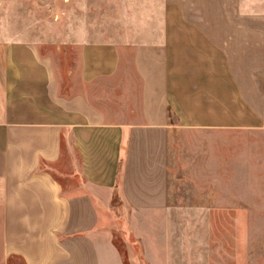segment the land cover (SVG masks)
I'll return each instance as SVG.
<instances>
[{
	"label": "crops",
	"instance_id": "1",
	"mask_svg": "<svg viewBox=\"0 0 264 264\" xmlns=\"http://www.w3.org/2000/svg\"><path fill=\"white\" fill-rule=\"evenodd\" d=\"M149 9L114 42L81 43L64 78L0 37V264H124L115 235L168 264L170 218L193 211L183 175L217 160L181 136L225 135L229 184L235 168L264 183V145L232 139L264 136V0Z\"/></svg>",
	"mask_w": 264,
	"mask_h": 264
},
{
	"label": "rangeland",
	"instance_id": "2",
	"mask_svg": "<svg viewBox=\"0 0 264 264\" xmlns=\"http://www.w3.org/2000/svg\"><path fill=\"white\" fill-rule=\"evenodd\" d=\"M160 1L0 0V37L34 43L42 55L53 59L58 76L64 78L67 68L77 70L81 43L114 42L115 37L130 31V18L136 8L148 5L152 11ZM178 139H186L187 146L193 143L197 147V154L190 153L193 157L204 160L212 151L211 156L217 160L211 164L197 161L198 167L190 166L185 175L180 167L173 172L184 176L185 204L193 211L170 218L168 264H264V183L241 184L242 169L235 168V183L229 184L231 169L226 167L225 135H185ZM210 139L216 145L211 146ZM232 139L234 151H241L247 141L257 140L264 145V136L235 135ZM249 187L251 191L247 190ZM201 207L209 209L194 210ZM114 243L124 264H144L137 244H132L135 256L130 257L120 236L115 235ZM11 262L21 264L18 260Z\"/></svg>",
	"mask_w": 264,
	"mask_h": 264
}]
</instances>
